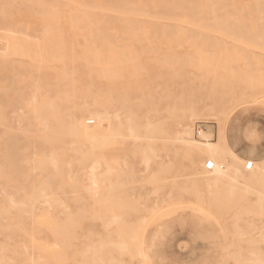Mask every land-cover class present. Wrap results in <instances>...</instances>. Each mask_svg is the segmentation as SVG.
I'll return each mask as SVG.
<instances>
[{"label": "rangeland", "instance_id": "rangeland-1", "mask_svg": "<svg viewBox=\"0 0 264 264\" xmlns=\"http://www.w3.org/2000/svg\"><path fill=\"white\" fill-rule=\"evenodd\" d=\"M35 1H38V3L33 2V0H0V29L2 30V31L0 30V34H1L0 35L1 37L0 38V54H2L0 56L5 57L4 60L7 62V63H4V61H2V57H0V88H1L0 89V99H1L0 105H2L0 106V114H2V116L5 114L3 117H1L0 115V119L4 118L5 121L8 122V123L5 122L7 124L6 125L4 121H1L4 119L0 120V133L5 129H10V130L12 129V131L14 130L13 132H18V131L22 132L23 128L26 129L29 123H30V127L29 126L28 127L29 128H31V126L33 127V129L31 128V130L36 129L35 127L37 125L35 124V121H34L36 116L34 118L33 115L29 114L28 112L29 111L32 112L31 111L32 109H35V111H37L36 104L38 103H39L38 108L44 107L42 106L43 104L41 105V101L45 100L47 96H48L47 99L49 98L50 103H51V100L52 102L55 101L54 102L55 106L59 107L58 104L60 105V101L58 102L57 101L58 99L54 100L52 97L54 96V98L55 97L57 98V96L60 95V93H64L66 88H68L67 87L68 85L66 86V84L69 83L68 77H66L65 79L64 78L65 76H63V74L67 76L66 71H68L69 80L73 78L74 80L78 81L79 79L78 75L75 74L76 75L75 76L73 74L72 76L70 74L71 71L73 72L74 66L78 68L79 63H80L78 60L75 59L78 56L75 57L74 55H72L74 54L72 44H75V46H78V49H80V47L83 46L82 44L84 42L79 37L75 38L77 40H75L74 38H70V37L74 36V32L77 27L78 29L80 27L83 28L84 27L83 25L85 22L87 26V25L93 24L96 21L95 25L93 24L94 27L93 26L92 27L95 28L96 26V28H98L100 27V24H102V22H105L104 19H106V16H107V19L109 18L108 15L105 16L104 13L101 11V8L104 5L101 4L100 2L98 3L97 1H94L93 5H91L92 2L88 4L87 0H86L87 3L85 0H46V1L43 0L44 2H42V0H35ZM59 1L60 3H62L61 5ZM67 1H70V2L68 3ZM250 1L242 0V2L238 4V8H235V6L233 7V11L234 10L235 12L239 11V5H240V8H244L248 5H251V3L253 2H250ZM256 1H254L253 4L256 9L258 10L260 9V11L258 12L259 20L254 19L255 22L254 21L253 22L256 24L255 32L259 33L258 38L259 40H262L264 38V34H263L264 30H260V29L261 27L264 28V26L258 25V24L264 23V17H263L264 16L263 15L264 14V3L261 2L260 4V3H257ZM51 2H52L53 7L52 5H49L51 4ZM83 2H85L86 4ZM42 3H44V6L42 5ZM63 3L68 5V7L70 8H67L66 5H65L66 8H62L64 5ZM72 3L73 4L75 3V5H73ZM84 5L86 6L89 5V6L84 7ZM226 5L227 4H222V6L224 7H221V10H220L221 12H229V10L232 9V5H229V6L228 5L226 6ZM58 6H61V9ZM105 6L111 7V5H105ZM93 7H95L96 9H94ZM99 7H100V10H99ZM226 8H228V11ZM44 9H46V11ZM74 10H77V11L83 10V11H86L87 14L88 12L91 11L90 14H93L94 16L96 15V17L88 14L89 16L93 18L91 20L89 17H87V15L84 14L85 18H84V15L81 17L83 18L81 23L77 21L81 25L77 26L78 24L75 22L77 27L74 28L75 27L74 22L69 21L70 19H73L72 16L74 15L72 14H75L78 19L81 16L79 11L78 13L69 12V11L73 12ZM40 11L41 13H44V14L45 12L47 13L48 11V14H49L47 15V17L49 18L48 21L52 19V21L50 20L52 25L53 24L55 25V21H57L56 20L57 18H55V20L53 18L56 15L55 12L61 11L68 15L66 16V14L60 13V12L57 13V15H59L58 19L60 21L58 20V23L56 22L57 23L56 27H53L54 25L52 26L51 24L49 25L48 27L49 30L51 29L50 26H52V29L49 33L51 38L47 37L48 39L47 42L49 44L52 43L51 44L52 51L53 50L58 51V49H60L59 46L62 43H63V46L61 45V47L63 48L65 45L67 46V44L70 43L69 45L72 51L71 53H69L70 52L68 51L69 46H67L68 47L67 49L61 48L59 52H57L58 54L55 57L60 56V54L63 53V51L65 50L64 53H67L68 51V53L71 54V56L75 58L69 57L70 55L68 56L66 54L62 56L63 54H61V57H64L65 59L68 57L67 60L68 59L69 60L65 61V59L62 58L60 59L61 61L59 60L58 64H56L57 63L56 61H55L56 63L52 61L53 63L51 64H48V61H47V63L45 62L46 63L45 64L44 62H42V60H39L42 62V63L41 62L39 63V62H36V59H35V63H34L33 57L36 56L41 59L45 57L44 54L46 52V51L44 52V48H43L44 54H41V56L36 54V53H39V54L41 53V49L43 47L41 43H43L44 41L43 37L47 34L46 31L44 32V29L42 30V33L44 32L45 35H43L44 33L41 34V30L39 28L40 22H38L37 20H39L38 13H40ZM80 12L82 13V11ZM51 13L53 16L51 15ZM61 14H63V16ZM251 14H254V13H251ZM99 15H103L100 21H98L99 17L97 18V16ZM32 17H34L35 19ZM42 17H44L43 14H42ZM76 17L75 19L77 20ZM13 18L15 20H12ZM86 18L88 19L86 20ZM46 19L47 18L45 15V18L41 20H46ZM75 19L73 20L75 21ZM94 19L96 20L94 21ZM110 19L111 17L108 19L109 21L107 20V22H111L112 20ZM80 20L81 19H79V21ZM32 21L38 22L39 25L37 26L36 23L33 24ZM48 21L47 22L42 21L41 29L44 28L43 27L44 24H47L48 26V23H50V21L49 22ZM66 21H69V22H66ZM66 23L67 24L69 23L68 26L67 25L65 26ZM70 23L74 27L71 26ZM61 24L63 28L64 27L68 28V30L67 28H64V29L62 28L63 32L64 30L65 31L67 30L68 32H65L64 34L63 32H61V34L59 33L60 34V38H59V34L58 36L56 34L59 32L58 27ZM70 27H73V28L71 29ZM96 28L93 29V33H96V31H98V29L96 30ZM72 30L74 31L72 33L73 35L71 34ZM94 30L96 31L94 32ZM84 31H85L84 28L81 30L79 29L77 33L75 34L80 35ZM9 33H13V35H17L16 37H13L14 38L13 41H17L18 36L28 38V35H29L28 39L30 41H32L33 39V42L35 41L37 45L38 44H40V46L42 45L40 47L41 49L38 48V50L34 52V54L32 53L31 55V52L29 53L28 51L29 48L31 49V47L29 46L27 48V46L22 44V46H25L26 48L23 47L24 49L23 48L22 49L25 51H22V53H20L18 52L20 47L18 44H16V46H18L19 48H17V50L15 51L14 50L15 48L13 47H16L15 43H17L18 41L15 42L13 46L12 39L10 38L11 36H9ZM3 34L6 35L5 38ZM22 34L23 35L25 34V35L23 36ZM34 35H36L35 38H34ZM7 37L10 38L11 41H8L10 39H7ZM39 37H42V39L39 40ZM15 38L17 40H15ZM52 38H53V42L51 40ZM34 39L36 40L38 39L39 43L38 41ZM55 39H57V43H55L54 41ZM62 39L63 41H61ZM78 39H80V41H78ZM97 39L98 38H94L93 43H94V40H97ZM87 40L88 38H86L85 41ZM70 41H72L73 43ZM8 42L12 44L9 45L10 43L8 44ZM47 42L45 44H47ZM9 46H12L11 49ZM55 46L56 48L57 47L58 48L56 49ZM49 47L50 45L48 46V50L45 48L47 50L46 52L47 55L51 51ZM253 47L254 48L256 47V48L254 49L251 47V49H165L164 52L157 51L158 49L156 50L149 49L146 51V54L145 53L141 54V50H137V54L139 55V57L138 59L136 58L134 60V63H137L135 65V70L137 71H135L133 68L124 69L127 73L125 71L124 72L120 71L119 73L117 71L115 72L112 71L111 72L112 74H116V72L119 74L118 78L116 77L114 78L113 77L114 75L113 76L110 75L111 73H109L110 76L108 75L106 77L105 71L104 72L102 71V72L105 73L104 76L106 78L100 74L101 72H98V76H96L95 73L93 75H90L91 70H89L90 72H88L85 69L86 83L83 86L84 87L83 89L87 94L85 93L82 96L86 97L88 103H92L95 99H101V100L104 99V95L106 93L105 91L111 86H113L112 94L114 96L112 94L111 96H113L114 99L115 98L117 99V96H118L119 100L117 102L119 103V101L121 100L120 102L121 106L123 104V106L126 108H129V107L132 108V105L135 104V107L137 106L136 111L134 109L135 107H133L132 110L134 109L133 110L134 112H139L138 115L141 116L140 119L142 118L141 121L143 125L146 126V123L150 124L147 130H153L154 128H155L154 130H157V132H154L152 135L154 136L152 137L153 140L149 139V143H151L153 147L157 150L156 154H158L159 152L161 153L159 154L160 157L157 156L159 159L157 157L155 158L157 159L155 160V162H161V164L163 163L162 165L164 166H166L168 162L170 163L167 166V170L165 169V173L164 174L162 173L161 178L159 180H156L154 178H149L148 172L150 171L148 170V172H145L144 165L139 161L138 158H136L137 161L135 160L132 165L134 173H135L133 178L131 180L129 179L128 181H126L127 183L125 182V180H122V181L120 180L119 181V185H120L119 191L116 190L117 193L116 191H114L115 195L117 194L116 195L117 197L115 196L116 198L114 199L113 209H112L113 212L110 213V215H106V216L101 215L103 213L96 206V201L98 200V196L96 194L88 195L85 193V190H84V193L82 191L80 192L81 196L83 194V199H80L76 197V193L73 192V190L63 189L64 192L59 191V194L61 195H59L58 197L61 202V207L64 206V208H62L61 211L59 209L56 211L57 221L60 224L64 225L65 221H67L68 219L75 220V223L71 227L72 233L74 236L71 235L72 233L70 234L71 236L67 244L68 245L67 251L69 252V254L74 255L78 260L83 257L84 258L87 257V255L85 256L80 251L83 250L85 244L87 243L92 244V240L94 239V237L99 235L97 237H99L100 243L102 244V248L100 249L99 254L106 258V256L108 255L107 252L109 251V255L117 259V261L111 262L109 264H247V258H246L247 254H246L244 245L243 244L241 245V243L234 244L232 242L231 237L227 234L228 232L226 231V228L228 229V225H229L228 218L231 215H238L240 217V220L237 221L238 225L241 228H243L244 231H247V232L250 231L249 235H252L253 237L257 238L261 233L262 234L264 233V200H263V204L260 206L262 208H259L256 206V202L258 201L257 199L258 193H264V190L262 191L263 185L259 181L260 179L259 178L260 176L259 167H264V157L258 158V161H259L257 165L258 172L252 176H249V175L246 176V177L251 178L252 181L254 182V186H252L251 189L249 188L248 190L246 189L244 190L243 188L235 187L236 189L234 188L232 191H229L224 188L225 186H216L215 188L213 187L207 188L205 186H200V187L198 186L195 188L192 187V184L190 183V179L188 177L189 169L187 167H188L189 160L188 161L184 160L186 159V157L188 158L187 154H184L185 152L182 150L178 151V149L174 146H170L172 143L168 144L167 150L169 149L171 150V152L168 151L169 153L167 154L169 155L172 152H175V153L170 154L169 157L166 153H163L164 151L162 152L159 150H160V147H162L164 143L166 144L172 141L173 139L172 136L174 135V132L177 131V127L173 125V123L175 122L172 120L173 119L172 116L175 115V111L181 105L180 100L183 99L182 102L184 101L187 109L188 110L192 109L190 112L194 114L193 115L194 119L188 122L189 125L187 124L188 127L191 128V133H192L191 138H193L196 141H202L201 137H196L195 132H194L195 126L197 125V123H199L202 129L200 134H202V132L205 131L207 134L205 138L206 139L208 138L214 141L215 143H217L219 139L218 138L219 132H220L219 129H221V124H222L223 126L222 130L224 134L228 136L227 144L229 147H233V145L235 146L236 144L238 147L239 145H243V147L252 148L254 153L257 154L258 156H261V154H264V49H260L257 46H253ZM74 48L77 49V47H74ZM81 49H83L82 51L89 50V49H85L84 47H81ZM91 50H95V49H90V51L88 52L89 53L92 52ZM99 50L98 52L102 53ZM31 51H34V49H32ZM151 51H154V53ZM5 52L7 53V56H3V55H6ZM13 52L18 53L19 55L14 54ZM26 52L31 55L30 58L28 57V59L31 61H29L28 59L26 60V58L24 57L25 55L26 57L28 56ZM51 53L52 52H50L49 54ZM92 53L94 54V52ZM13 54L15 55V57L13 56ZM49 56L51 57V55ZM49 56L47 57L48 60H49ZM89 56L87 57L89 58ZM21 57L22 59L23 58L25 59L22 60ZM90 57L92 58V60H94L92 55ZM98 57H100V55ZM51 58H50V61L52 60ZM103 59H104V56H103ZM103 59L102 61L100 60L102 63L104 62ZM88 60L85 63L90 66L91 64L88 63ZM94 61H96V59ZM97 61H99L98 58H97ZM1 62H3L5 65L4 64L2 65ZM18 62L20 65L18 64ZM21 63H23V65ZM62 63L67 64V66H64L65 64H62ZM70 63L71 64L73 63V65H71ZM30 64H34L33 66L31 65V68L35 66V68H33L35 69V71H33V69L31 71L30 68H27V71L25 70V68L27 67L26 65H30ZM210 64L212 65L211 66L212 69L210 68ZM21 65L22 67H24V69L20 71L19 66ZM38 65L42 67L46 66L45 69L42 67L39 68V69L41 68L44 69V70H40L41 71L40 74L43 77L40 76L39 78L37 75L40 72L37 67ZM219 65L221 66L222 70H219ZM203 66L206 69L203 68ZM48 67L49 69H46ZM137 67H139V70ZM53 68L57 69V70L54 69V73L52 72ZM29 70L31 71L32 75L30 74ZM133 70L135 71L134 73L132 72ZM206 70H207V75H206ZM62 71L65 73H62ZM34 72H36V74H34ZM23 73L25 74L23 75ZM57 74L58 76H56ZM29 75L32 77V80L29 79L31 83L33 82L32 85L34 86L32 87H31V83H29L27 79ZM59 75H61L62 77H59ZM89 75L91 76V78L89 77L90 80L87 79ZM100 75L102 77H100ZM21 76H24V79ZM30 76L29 78H31ZM44 76H46V78ZM49 76L50 78L48 79ZM54 76L57 77V79ZM132 76L133 78H131ZM110 77L112 78V80ZM25 78H26L27 83L24 82ZM101 78H104V80L102 81ZM107 78H109L110 83H107L105 81V79L107 80ZM37 79H39V81L35 82V80ZM60 79H62L63 81L60 82L59 81ZM64 79L66 81H64ZM91 79L93 83L91 82ZM63 82L65 83L63 84ZM17 84H18V87H17ZM10 86H12L11 89H8L10 88ZM49 86H50V89L48 88ZM55 87H58L59 93L57 92ZM34 88L35 89L37 88V89L35 90ZM54 88L55 90H53ZM4 89H7V91L5 90L6 94L2 95V91H4ZM30 89H32V91H30ZM8 90H11V91H9L7 95ZM34 90L35 92L37 91L38 94L40 93L43 94V95L40 94L41 96L38 97L39 102H37L38 99H36L37 101L35 102L37 103L34 102L35 105L32 102L33 100H35L38 94L36 95L35 93H33ZM96 90H100V91H97L96 93ZM19 91L20 93L24 92L23 94H21L22 95L21 97H19L20 95ZM30 92L34 95V97L32 95V97L34 98L32 102H31L32 97H31ZM44 92H46L47 95ZM113 92L117 94L116 97ZM28 94H30V96H27ZM5 95H7L8 98L5 97ZM216 96L219 99L220 98L227 99V102L223 103L225 107L223 108V111L221 113L222 119L216 117L215 119H212V121L211 120L209 121L207 118L203 117L200 114L199 109L201 110V107H202L201 105H203V102L201 101L206 100L204 104H210L211 103L210 100L213 99L214 97H215L214 99H216ZM12 97L14 98L13 100L9 99ZM27 99H30V102H31L30 105L28 104L29 100L27 101ZM60 99H61V103L63 107L62 108L60 107V109L58 108L59 109L58 112H66L64 110L68 109L66 105L67 101L64 100V98H62V95L59 97V100ZM19 100L21 103L18 102ZM124 100L126 101L127 105L124 104L125 103ZM15 101L17 102L15 103ZM47 101L48 100H46V102ZM65 101H66V104H65ZM63 103L66 106H64ZM32 104L34 105V107ZM28 106H31L32 109L28 110L29 108ZM26 108L27 110H25ZM1 109L3 110L5 109V113L2 112L3 110ZM22 109H24V111ZM35 111L33 110L34 113ZM6 112H9V113L7 114ZM103 112H106L105 108H102V106H99L98 104L93 105L91 111L84 112L85 114L84 113L81 114V120L84 123V125H86L88 128H92L94 126L93 115L95 114L102 115ZM178 112L179 111H177V114ZM21 113H23L24 115ZM25 114H29V115L25 116ZM254 118H256L257 123L255 126L249 127L251 128V130H248L247 129L248 120L254 119ZM88 121H92V123H89ZM170 121H173V123L170 124ZM1 122H3L4 127ZM14 123H16V125ZM235 126L239 127V132L236 134L237 136L238 134H240V138L242 140H240V138L237 137L236 134L233 133L234 131L232 128ZM29 128H27L26 130H28ZM245 128L247 129L246 131H244ZM163 130H164V133H163ZM165 133L167 135H165ZM16 135L17 136L14 139V141H16L15 143L17 142L18 143L17 144L13 143V148L15 147L13 150L15 152H13L12 156L8 157L6 160L8 166L16 174L15 175L16 178H14L12 182H6L4 180H0V191H2V193L0 192V197L4 193L6 195L11 196L13 195L14 191H17L18 193L22 192V194L24 193L29 194L34 188H39L47 184H51L56 189L58 187L57 182H53L51 180L41 182L37 180L38 169L36 168L37 163L35 162V159L37 158L36 151H38L39 149L37 147L35 149V146L30 143H28V146H27V143H25L27 141L19 137V133H17ZM234 139L237 140L235 143L233 142ZM15 145H18L19 149ZM24 148H26L27 150L24 151ZM30 148H32V150ZM157 148H159V150ZM172 148H174L175 151ZM23 151L25 152V154H23V157L21 158ZM253 151L250 150L251 152L250 154H252ZM18 152L20 153V155ZM165 154L167 157L164 156ZM79 155L80 153L79 154L77 153L74 156L71 155L72 157L68 155L66 159H64L63 157V162L65 160L73 161L74 164L72 163V167L71 165H66L65 169L67 170V172L71 170V172L74 173L77 170L79 173H81L80 174L81 177H79L80 181L81 182L84 181L81 184L84 183L82 186L87 187L88 185L86 183L89 184L90 182V180L88 179L89 176H87V174H89V171H88L89 168H87V165L89 164V160L87 159L81 160L82 158ZM16 156H19V157H16ZM46 157L51 159V156L49 155L48 152H46ZM249 157L245 155L241 156V159H242L241 168H243L245 161L250 160ZM25 158L29 161V163L25 162ZM198 158L200 159L203 158V160H198ZM208 159L210 158L204 157L198 152L195 153L194 162L195 164L199 163L196 165L197 166L196 169H198L196 171L199 176H201L203 173L206 172L204 171L203 163ZM131 161L132 160H130L129 162ZM151 162L152 161H150V163ZM0 167H1V160H0ZM153 168L154 167H152V169ZM183 169H185V171ZM96 173L99 175V170L98 172L96 171ZM255 177L258 178V179L256 178L257 181L254 179ZM85 178H87V180H85ZM95 178H97V176H95ZM186 178L189 179V181H187ZM178 187H180V189ZM2 189L4 190V192ZM85 194L88 196H86ZM214 196L215 197L216 196H220V197L226 196V199L227 198L229 199V202H230L229 204L232 205L229 207L227 206L228 208L224 207V208H227V212H225L222 215L225 217L224 220L223 219L220 220L216 218V216L212 215L213 212L212 213L209 212L210 210H212L211 208L219 209V210L221 209V212L223 209V207L221 206H216L215 204L216 202L213 199ZM47 204L40 200V202L35 204L33 208H35V210L37 211H41L42 209H46L48 207ZM228 210H229V213H228ZM126 212H127V215H126ZM113 215L117 216V218L119 219L113 220L114 221L113 222L111 219ZM102 216L104 217L103 220H101ZM75 227H78V228L74 232V229H76ZM249 235L247 234L245 235V237ZM75 238H76V242L74 241ZM120 238L128 242L126 250L118 252L117 250H115L114 246L112 245L106 246L107 242L111 240H117ZM54 239H55V242L58 241L57 234H55ZM56 247H59V245ZM55 264H58V263L56 262Z\"/></svg>", "mask_w": 264, "mask_h": 264}, {"label": "bare ground", "instance_id": "bare-ground-1", "mask_svg": "<svg viewBox=\"0 0 264 264\" xmlns=\"http://www.w3.org/2000/svg\"><path fill=\"white\" fill-rule=\"evenodd\" d=\"M87 1H88V4H90V2H92L91 5H93L94 1H97L98 3L100 2L104 6L105 5H111V7H109V6L104 7L102 5L103 7L101 8V11L104 13L105 16L108 15L109 18L111 17L110 20H112V21L107 22V20L109 18L107 19V16H106L107 20L104 19L105 22H102V24H100V27L96 28V26H95L96 30L98 29V31L94 30V32L96 31V33H93V29H95V28H93L95 25V22H96L95 20L99 17L98 21H100V19H102L103 15H99V16H97L96 19H94V21H95V22L93 21L94 25L90 24V25L86 26L85 21L88 19V18H86V20L83 21V22H85L83 25L84 27L82 26L85 30L84 31L85 33L83 32L82 34L78 35L75 33H77V31L79 29L80 30L83 29L81 27L78 29V27H77V26L81 25L80 23L83 19L81 17L85 14L91 20L93 18L88 15L91 13V11L88 12V14H87L86 11L78 10L80 15H81L79 17V19H81L80 21L76 17L75 14H72V15H74V16H72L73 19H75V17H76L77 20L76 19H75V21L73 19L69 20V21L74 22L75 27L71 23L70 24L74 28H76V27L77 28L75 29V32L73 30H72V32L70 31L71 34L74 32V36L70 37V38L75 39L76 37L77 38L79 37L80 39H82V41L84 43L82 42L83 46H81V47H84L85 49H89L88 51H90V49H95V50H91L92 52H94V54H93L92 52L89 53L87 50L82 51L83 49H81L80 46H79L80 49H78V46H75V44H72L73 45L72 46L73 52H74V54H72V55H74L75 57L78 56L75 58V57L71 56V54H69L72 52L70 45H69L70 43L67 44V46H69L70 49L66 45H65L66 47L64 46V48L61 47V45L63 46V43L59 46L60 49L61 48H63V49L68 48V51H70L69 53H68V51H67V53H64L65 52V50H64L63 53H61V54H63L62 56H64V54H66L68 56L70 55L69 57H73L80 62L79 67L77 68L74 66L73 72L72 71L70 72V74L72 76H73V74L78 75V77H79L78 81L74 80L73 78H71L69 80V75H68L69 72L68 71H66L67 76L63 74V76H65L64 77L65 79H66V77H68L69 83L66 84V86L68 85L67 86L68 88H66V90L64 92L65 94L60 93V95H58L57 98L56 97L54 98V96L52 97L54 100L58 99L57 101L58 102L60 101V105L57 103L59 107L55 106L54 100H53L54 102H52V100H51V103H50L49 98L47 99L48 96L46 97L45 100L41 101V105L43 104L42 106H44V107L38 108L39 103L36 104L37 105V107H36L37 111H35V109H32L31 106H28L29 107L28 110L32 109L31 110L32 112L29 111L28 113L32 114L34 118L36 116L35 120L33 118V120L35 121V124L37 125L35 127L36 129L31 130V128L33 129V127L31 126V128H29L30 127V123H29L28 124L29 127L27 126V128H29L28 130H26L27 128L26 129L23 128L22 132H20V131L13 132L14 130L12 131V129L11 130L5 129L0 133V160H1L0 180H4L6 182H12L13 179L16 178L15 177L16 174L8 166L6 160L8 157L12 156L13 152H15L13 150L15 148V147L13 148V143L16 142V141H14V139L17 136L16 134L19 133V137H21L23 140L27 141V142H25V143H27V146H28V143H30V144L35 146V149H36V147L39 149L38 151L35 150L36 156H37V158L35 159V162L37 163L36 168L38 169L37 180L41 181V182L51 180L53 182L58 183V187L56 189L51 184H47V185H44V186L39 187V188H34L29 194H25V193L22 194V192L18 193L17 191H14L13 195H11V196L6 195L5 193L1 195V197H0V264H55L56 262L58 264H109L111 262L117 261V259L115 257L109 255V251L107 252L108 255L106 256V258L99 254L100 249L102 248V244L100 243L99 237H97L99 235L94 237V239L92 240V244H88V243L85 244L83 250L80 251L85 256L87 255V257H85V258L83 257V258L78 260L74 255L69 254V252L67 251L68 250L67 244H68V240L70 239V236L73 235L71 227L75 223V220H72V219L69 220L68 219L67 221H65L64 225L60 224L57 221L56 211L58 209L61 211L62 208H64L63 205H62L63 207H61V202H60V199L58 197L59 195H61V194H59V191L64 192L63 189L73 190V192L76 193V197L80 198V199H83V194L81 196L80 192L82 191L84 193V190H85V193L88 195L89 194H96L98 196V200L96 201V206L103 213L101 215L106 216V215H110V213L113 212V210H112L113 209V202H114V199L117 197L116 196L117 194L115 195L114 191H116V190L119 191V188H120L119 181L125 180V182H126L129 179L131 180L133 178L135 173H134L132 165H133L134 161L136 160V158H138L139 161L144 165L145 172H148V170L150 171V172H148L149 178H154L156 180H159L162 176V173L163 174L165 173V169L167 170V166L169 165L170 162H168L166 166L162 165L163 163L161 164V162H155V160H157L155 158L157 156H159V154H161V153L159 152L158 154H156L157 150L153 147V145L151 143H149V139H152V137H154L152 135L154 132H157V130H154L155 128L153 130H147V128L149 127L150 124L146 123V126L143 125V123L141 121L142 118L140 119L141 116L138 115L139 112L133 111L134 109L136 111L137 106L135 107V104L132 105V108L135 107L133 110L130 107L129 108L124 107L123 104L121 106V103H120L121 100L119 101V103L117 102L119 99H118L117 94L114 92L113 93L115 94V97L117 96V99L115 98L116 99L115 100L113 97L114 96L112 94V87L113 86L108 88L107 89L108 91L107 90L105 91L106 93L104 92L105 95H104V99H102V100L101 99H95L92 103H88L86 97L82 96L86 93L83 89L84 88L83 86L86 83V81H85V75H86L85 69L88 72H90L89 70H91L90 75H93L95 73L96 76H98V72H101L100 74L103 77H105L104 76L105 73H106L105 75L107 77L109 75V73H111L112 71H114V72L117 71L119 73L120 71L124 72L125 71L124 69L133 68L135 70V65L137 63H134V60L136 58L138 59V57H139V55L137 54V50H141V54L142 53L146 54V51L149 49H155V50L158 49L157 51H160V52H164L165 49H251V47L254 48L253 46H257L260 49H264V38L262 40H259V38H258L259 33L255 32L256 31V24L254 23L255 22L254 19L259 18L258 12L260 11V9L259 10L256 9L254 4H253L254 1H256V0H251V1L248 0V1L253 2V3H251V5H248L244 8H240V5H239V11L236 10L237 12H235V10L233 11V7L235 6V8H238V4H240V2H242V0H87ZM87 1H86V3H87ZM33 2L38 3V1H35V0H33ZM42 2H44V1L42 0ZM67 2L69 3L70 1H67ZM256 2L261 4V2L264 3V0H258ZM59 3H60V1H59ZM75 3L74 4L72 3V4L75 5ZM83 3H85V2H83ZM61 4L62 3H60V5ZM63 4L64 5L62 8H66L65 7L66 4L65 3H63ZM222 4H227L228 6L232 5V9H230L229 12H221L220 11L221 7H224V6H222ZM42 5L44 6V3H42ZM49 5H52V2ZM66 6H67V8H70V7H68V5H66ZM87 6H89V5H87ZM87 6L84 5V7H87ZM99 6H101V5H99ZM52 7H53V5H52ZM58 7H60V9H61V6H58ZM79 8H80V6H79ZM93 8L96 9L95 7H93ZM226 9L228 11V8H226ZM44 10L46 11V9H44ZM99 10H100V7H99ZM74 11L73 12L69 11V12L78 13L77 10H74ZM80 11H82V13ZM52 12H53V10H52ZM58 12L64 13L61 11L55 12L56 15L53 17L54 20H55V18H57L56 19L57 21H55V25L54 24H53L54 26L52 25V23H51L52 19H50L51 21L49 20L50 23H48V26H47V24H44V26H43L44 28H42V29H41L42 21L47 22L49 19L47 17V15H49V14H48V11H47V13L45 12V14L41 13V11H40L41 15H40V13H38L40 15V16L38 15L39 20H37V18H36V20L38 22H40L39 28L41 30V34H43L45 31L47 32L46 35H45V33L43 34L45 36L43 37V40H44L43 43H41L43 45L42 49L40 48L42 45L40 46V44H38L39 45V47H38L37 43H35V41L33 42L32 38H31L32 41H30L28 39L29 35H28V38L18 36V38H17L18 40L15 38V40L18 41L17 42V41H13V39H14L13 37H16L17 35H13V33H9V36H11L10 38L12 39L13 44L10 42H8V44L10 43L9 45L12 44L14 46V43L17 42V43H15V46H16V44H18L19 47L21 48V50L18 46L13 47V48H15L14 49L15 51L17 50V48H19L18 52H20V53H22V51H25V50H23L24 49L23 47L27 46V48H28L30 46L31 49L29 48V50L28 49L27 50L29 51V53L31 52V55H32V53L34 54V52H36L38 50V48H40L41 53L40 54L36 53V54L41 56V54H44L43 48H44V52L45 51L47 52L48 46L49 45H50V47L52 46L51 45L52 43L49 44L47 42L48 41L47 37L48 38L50 37L49 33L52 29V26L56 27V24L58 23V20H59L58 19L59 15H57ZM251 13H254V14H251ZM42 14L44 17H42ZM64 14H66V13H64ZM45 15H46L47 19L41 20V19L45 18ZM51 15H52V13H51ZM61 15L63 16V14H61ZM85 15H84V18H85ZM90 15L94 16L93 14H90ZM66 16H68V15L66 14ZM69 16H71V15H69ZM94 17H96V15ZM32 18H34V17H32ZM62 19H63V17H62ZM12 20H15V19L13 18ZM69 21H66V22H69ZM77 21L80 23H78ZM98 21H97V23H98ZM38 22L32 21V23L33 24L36 23L37 26L39 25ZM75 22L78 24L77 26H76ZM50 24L52 26H50L51 29L49 30L48 27ZM68 24L66 23L65 26L66 25L68 26ZM258 25L264 26V23H261ZM25 27H26V25H25ZM73 27H70V28L72 29ZM62 28L63 27L61 24L58 27L59 32L56 34L57 36L59 33L61 34V32H63ZM64 28H67V27H64ZM21 29H22V27H21ZM43 29H44V32L42 33ZM67 30H68V28H67ZM67 30L66 31L64 30L63 34L65 32H68ZM260 30H264V28L261 27ZM60 34H59V38H60ZM63 34H62V36H63ZM3 36L5 38L6 35L3 34ZM35 36L36 35H34V38H35ZM57 36H55V37H57ZM85 37L88 38L87 41H85L86 40ZM10 38L7 37V39H10ZM94 38H98V39L94 40V43H93ZM11 39L8 41H11ZM40 39H42V37H39V40ZM80 39H78V41H80ZM34 40H36V39H34ZM39 40L37 39L36 41H38V43H39ZM51 40L53 42V38ZM75 40H77V39H75ZM54 41H55V43H57V39H55ZM59 41H60V39H59ZM61 41H63V39ZM46 42H47V44H45ZM70 42H72V41H70ZM20 44H21V46H20ZM22 44L25 46H22ZM95 45H96V47H95ZM97 46H98V48H97ZM9 47L11 49L12 46H9ZM50 47H49V49L51 50L52 47L51 48ZM74 47H77V49ZM55 48H56V46H55ZM32 49H34V51H31ZM40 49H39V51H40ZM60 49H58V51L55 50L56 53L54 50L53 51L51 50L50 52H52L53 55H52V53L49 54L50 53L49 51H48L49 52L48 55L45 52V54H44L45 57H43L41 59L36 57V56L33 57L34 63H35V59H36V62H39V63L41 62L39 60H42V62H44V63L45 62L47 63V61H48V64H51V63L56 61L57 63L56 62L55 63L58 64L59 60L64 58V57H61L60 53H59L60 56L55 57L58 54L57 52H59ZM97 49L98 50L101 49L102 51L101 50H99V51L102 53H99ZM103 49H105V50H103ZM96 50L99 54L96 52ZM151 52L154 53V51H151ZM13 53L18 54L16 52H13ZM88 53L90 54V56L92 55L94 60L96 59V61L92 60V58L89 56ZM14 54H13V56L15 57ZM0 55H2V54H0ZM31 55L28 54L27 57H26V55L24 57L27 60L28 57L29 58L31 57ZM49 55H51L52 58ZM99 55H100V57H98ZM3 56H7V53H6V55H3ZM48 56H49V60L47 58ZM87 56H89V58ZM103 56H104V59H103ZM0 57H2V56H0ZM25 58H23V59H25ZM44 58H46L47 60ZM50 58L52 59L51 61H50ZM55 58H57V59H55ZM67 58L66 59L64 58L65 61L67 60ZM97 58L99 61H97ZM4 59H5V57H2V61H4V63H7ZM8 59H9V57H8ZM21 59H22V57H21ZM102 59L104 60V62H103L104 64L101 62ZM105 59H106V61H105ZM26 60H24V61H26ZM76 60H75V62H76ZM87 60H88V63L91 64L90 66L85 63ZM29 61H31V60H29ZM32 61H33V59H32ZM92 62H93V64H92ZM1 63H2V65L4 64L3 62H1ZM161 63H163V62H161ZM18 64H19V62H18ZM21 64L23 65V63H21ZM62 64H65V63H62ZM67 64H68V62H67ZM67 64H65L64 66H67ZM22 65L19 66L20 71L22 69H24V67H22ZM31 65L33 66L34 64L26 65L27 67L25 68V70L27 71V68H30V70L32 71V69L35 68V66L31 68ZM39 65L37 66L39 71L44 70L46 67V66L42 67ZM71 65H73V63ZM104 65H106V66H104ZM186 65H187V63H186ZM211 66L212 65L210 64V68H211ZM40 67H42L44 69H42V68L39 69ZM139 67H137L138 70H139ZM62 68H60V69H62ZM203 68H205V67L203 66ZM46 69H49V67ZM54 69L55 68L52 69L53 71L52 70H50V71H52L54 73ZM55 70H57V69H55ZM134 70L132 71L133 73L135 71H137V70H135V71ZM219 70H222L220 65H219ZM31 71H30V74H31ZM33 71H35V69H33ZM102 71L103 72L105 71V73H103ZM117 72H116V74L111 73L110 75H112V76L114 75L113 76L114 78L115 77L118 78L119 74ZM123 72H121V73H123ZM25 73H23V75ZM40 73H41V71L37 74L38 78L41 76ZM62 73H65V72L62 71ZM34 74H36V72H34ZM71 75H70V77H71ZM90 75L87 77L88 80H90V78H91ZM101 75H100V77H102ZM206 75H207V70H206ZM29 76L27 78L28 81H29V79L32 80V77L30 76L31 78H29ZM46 76H47V74H46ZM46 76H44V77L46 78ZM56 76H58V74ZM21 77L24 79V76H21ZM41 77H43V76H41ZM59 77H62V76L59 75ZM49 78H50V76L48 77V79ZM55 78L57 79V77H55ZM131 78H133V76ZM65 79H64V81H66ZM101 79H102V81L104 80V78H101ZM101 79H100V81H101ZM202 79H204V78H202ZM97 80H98V78H97ZM111 80H112V78H111ZM37 81H39V79L35 80V82H37ZM41 81H42V79H41ZM59 81L61 82L63 80L60 79ZM105 81L107 83H110L109 78H107V80L105 79ZM24 82L27 83L26 78H25ZM91 82L93 83L92 79H91ZM29 83H31V82L29 81ZM64 83L65 82H63V84ZM32 84H33V82L31 83V87L34 86ZM48 84H49V82H48ZM35 85H36V83H35ZM61 85H62V83H61ZM61 85H60V87H61ZM42 86H44V85H42ZM11 87L12 86H10V88H8V89H11ZM17 87H18V84H17ZM58 87H55L57 92H58ZM48 88L50 89V86ZM55 88L53 90H55ZM43 89H44V87H43ZM5 90L7 91V89H4V91H2V95L6 94ZM26 90H28V89H26ZM35 90L33 93H35L37 95L38 93H37V91L35 92ZM9 91H11V90H8L7 95L9 93ZM30 91H32V89H30ZM92 91H93V89H92ZM97 91H100V90H96V93H97ZM119 92H117V93H119ZM23 93H20V91H19V94H20L19 97H21L22 96L21 94H23ZM44 93L46 94V92H44ZM30 94L32 97L33 94L31 92H30ZM30 94H28L27 96H30ZM40 94L37 95L35 100H33L34 99L33 98L34 95H33L31 102H32V100H33L32 103L37 101L36 99H38L39 96L43 95V94H41V95ZM111 94L113 96H111ZM7 95H5V97H7ZM14 95H15V93H14ZM61 95H62V98H64V100L67 101V104H66V101H65V104L67 105L68 109L64 110L66 112H58L60 107L61 108L63 107V105L61 103V99L59 100V97ZM217 98L218 97L216 96V99H214V100L211 99L210 104H204V102L206 100L201 101V102H203V105H201L202 106L201 110L199 109L200 114L203 117L207 118L209 121L210 120L212 121V119H215L216 117L221 118V113L223 111V108L225 107L223 103L227 102V99H224V98H220V99L218 98L217 99ZM9 99L13 100L14 98L12 97ZM20 100H21V98H20ZM20 100L18 102H20ZM46 100H48L47 102H49V103H47ZM182 100L183 99L180 100L181 101L180 107H178V109L175 111V115L172 116V118H173L172 120L176 124L173 123V121H170V124L173 123V125L177 127V131H175L174 135L172 136L173 137L172 141L168 142L166 144L164 143L162 147L159 146L160 150H159V148H157V149L159 151H162V152L164 151L163 153L167 154V153H169L168 151L171 152V150H169V149L167 150L168 144L172 143L170 146H174L178 149V151L182 150L185 152L184 154H187L188 158L185 156L186 159H184V160H187V161L189 160L188 161V167H187L189 169L188 177L190 179V183L192 184V187H194V188L198 187V186L199 187L205 186L207 188H212V187L215 188L216 186H225L224 188L226 190H229V191H232L235 187H240V188H243L244 190L245 189L248 190L249 188L251 189V187L254 186V182L252 181L251 178L246 177V176L247 175L252 176L258 172V166H257L258 162H259L258 158L253 157V155L250 154L251 153L250 151L249 152L247 151V153H246V152H244V150H240V151L236 150L237 144L233 147H229L227 144L228 136H226V134H224V132L222 130L223 129L222 124H221V129H219L220 132H219V136H218L219 139H218L217 143H215L214 141H212L208 138L206 139L205 137L207 134L205 131H203L202 134H200L201 136L199 135V137H201L203 142L202 141H196L193 138H191L192 133H191V128L188 127V125H189L188 122H190L194 119V117H193L194 114L192 112H190L192 109H190V110L187 109V107L185 106L186 104L184 103V101L182 102ZM27 101L29 102L28 104L30 105V103H31L30 99H27ZM16 102L17 101H15V103ZM37 102H39V99ZM37 102H35V103H37ZM35 103H34V105H35ZM6 104H7V102H6ZM65 104H64V106H66ZM96 104H98L99 106H102V108H105L106 112H103L102 115H98V114L93 115L94 126L92 128H88L82 122L81 114L84 112L91 111L93 105H96ZM124 104L127 105L126 101ZM34 105H33V107H34ZM0 106H2V105H0ZM1 110H3V109H1ZM22 110L24 111V109H22ZM25 110H27V108ZM33 110L35 111V113L33 112ZM137 110H138V108H137ZM139 110H140V108H139ZM177 111H179L178 114H177ZM2 112L5 113V109ZM25 112H23V113H25ZM6 113L8 114L9 112H6ZM23 113H21V114H23ZM29 114H25V116L26 115L28 116ZM0 115H1V117H3L5 114L3 116H2V114H0ZM1 119H4V118H1ZM1 121H4V123L6 122L5 119L1 120ZM30 121H28V122H30ZM12 122H11V124H12ZM88 122L92 123V121H88ZM1 123L4 127L3 122H1ZM6 123H8V122H6ZM14 124L16 125V123H14ZM21 125H19V126H21ZM8 126H10V125H8ZM16 127H18V126H16ZM168 129H169V127H168ZM163 133H164V130H163ZM167 133H168V131H167ZM169 133H171V132H169ZM165 135H167V134L165 133ZM236 141L237 140L234 139V143ZM17 143H15V144H17ZM15 146H17V148H18V145H15ZM30 149L32 150V148H30ZM172 149L175 151L174 148H172ZM25 150H27V149L24 148V151ZM20 151H22V150H20ZM24 151L22 152L21 158L23 157V154H25ZM46 152L49 153V155L51 156V159L46 157ZM196 152L200 153L204 157H209L210 159H208V160H210L213 163V168L211 170H206L204 168L205 162L207 160L203 163V168H204V171H206V172L203 173L201 176H199L197 174V171H196V170H198V169H196V167H197L196 165L199 163L195 164V162H194V155ZM77 153L78 154L80 153L79 156L82 158L81 160H83V159L89 160V164L87 165V168H89V170H88L89 174H87V176H89L88 179L90 180V182H89V184L86 183L88 185L87 187L82 186L84 183L81 184L82 182H84V181H82V182L80 181L79 177H81L80 176L81 173H79L77 170L74 173H72L71 170L67 172V170L65 169L66 165H71V167H72L73 161H71V160L66 161L65 160L63 162V157H64V159H66L68 157V155L74 156ZM173 153H175V152H172L170 154H173ZM166 154L164 155L165 157H167ZM246 154L247 155L250 154L252 156H250V160H247L244 162L243 168H241V161H242L241 156L246 155ZM19 155H20V153H19ZM169 155H168V157H169ZM36 156H34V157H36ZM16 157H19V156H16ZM71 157H70V159H71ZM130 160H132V161L129 162ZM198 160H203V158L202 159L198 158ZM150 161H152V162L150 163ZM187 161H185V162H187ZM25 162L29 163V161L26 158H25ZM247 162L252 163V167L249 170L245 169V165ZM143 165H142V167H143ZM71 167H70V169H71ZM152 167H154V168L152 169ZM163 167H165V168H163ZM259 168H260V170H259V173H260L259 181L263 185V189L261 188L263 191L264 190V167H259ZM151 169H152V171H151ZM98 170H99V175L96 173V171L98 172ZM183 170L185 171V169H183ZM201 173H199V174H201ZM95 176H97V178H95ZM257 177L254 178L256 181L258 179ZM189 179H187V181H189ZM85 180H87V178H85ZM173 185H175V184H173ZM190 185H188V186H190ZM178 188L180 189V187H178ZM194 188H192V189H194ZM189 189H190V187H189ZM117 191H116V193H117ZM237 191H238V189H237ZM0 192L2 193V191H0ZM3 192H4V190H3ZM88 195H86V196H88ZM213 199L216 202L215 203L216 206H221V207H223L224 210L222 209V212H223L222 213L221 209L219 210V209L211 208L212 210H210L209 212L210 213L213 212L212 215L216 216V218H218L220 220H222V219L224 220L225 217L222 215L225 212H227V208L229 206H232L231 204H229L230 203L229 199L228 198L226 199V196L225 197H220V196L215 197L214 196ZM257 199H258V201L256 202V206L259 208H262L260 206L263 204L264 193H258ZM40 200L46 204L47 203H49V204H47L48 207L46 209H42L41 211H37V210H35V208H33V206L35 204H37L38 202H40ZM245 201H246V199H245ZM224 207H227V208H224ZM253 208H255V207H253ZM229 210H228V213H229ZM126 215H127V212H126ZM103 216L101 217V220H103V218H104ZM226 217H227V215H226ZM111 219L113 221V220H116L119 218H117V216L113 215L111 217ZM228 219L230 220V222ZM228 219L227 220H228L229 225H228V229L226 228V231L228 232L227 234L231 237L232 242L234 244H240L241 243V245L242 244L244 245L245 251L247 254V257H246L247 258V264H264V233L263 234L261 233L257 238H255L252 235H249L250 231L249 232L244 231L243 228H241L238 225L237 221L240 220V217L238 215H231ZM75 228L76 229H74V232H75V230H77L78 227H75ZM55 234L58 235V241L57 242H55V239H54ZM247 234L249 236L245 237V235H247ZM74 241L76 242V238L74 239ZM127 243L128 242H126L125 240L120 238L117 240H111V241L107 242L106 246L112 245V246H114L115 250L120 252V251L126 250ZM57 244L59 245V247H56V246H58ZM121 256H120V258H121Z\"/></svg>", "mask_w": 264, "mask_h": 264}, {"label": "crops", "instance_id": "crops-1", "mask_svg": "<svg viewBox=\"0 0 264 264\" xmlns=\"http://www.w3.org/2000/svg\"><path fill=\"white\" fill-rule=\"evenodd\" d=\"M256 123H257L256 118L248 120V123H247L248 128H247V129H248V130H251V128H249V127L255 126ZM242 128H243V127H242ZM232 129H233V131H234V132H233L234 134H236V133L239 132V127H237V126L233 127ZM247 129L245 128V130H244V129H243V130L246 131ZM244 131H243V132H244ZM236 136H237V134H236ZM237 137L240 138V134H238ZM240 140H242V139L240 138ZM233 142H234V141H233ZM233 146H234V145H233ZM236 150H238V151H240V150H244V152H246V153H247V151L249 152L250 150L253 151L252 148H250V147H243V145H239V147L237 146ZM252 155H253V157H257V158L264 157V154H261V156H258L257 154L254 153V151H253ZM252 155H247V154H246L245 156H248V157H249V156H252ZM249 158H250V157H249Z\"/></svg>", "mask_w": 264, "mask_h": 264}, {"label": "built area", "instance_id": "built-area-1", "mask_svg": "<svg viewBox=\"0 0 264 264\" xmlns=\"http://www.w3.org/2000/svg\"><path fill=\"white\" fill-rule=\"evenodd\" d=\"M201 130H202L201 129V125L199 123H197V125L194 128V132H195V136L196 137H199ZM251 167H252V163L251 162H247L246 165H245V169L249 170ZM204 168L206 170H211L213 168V163L210 160H207L205 162Z\"/></svg>", "mask_w": 264, "mask_h": 264}]
</instances>
